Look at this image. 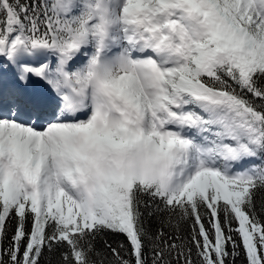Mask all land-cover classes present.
<instances>
[{
    "label": "snow or ice",
    "instance_id": "1",
    "mask_svg": "<svg viewBox=\"0 0 264 264\" xmlns=\"http://www.w3.org/2000/svg\"><path fill=\"white\" fill-rule=\"evenodd\" d=\"M54 256L264 264V0H0V264Z\"/></svg>",
    "mask_w": 264,
    "mask_h": 264
},
{
    "label": "trees",
    "instance_id": "2",
    "mask_svg": "<svg viewBox=\"0 0 264 264\" xmlns=\"http://www.w3.org/2000/svg\"><path fill=\"white\" fill-rule=\"evenodd\" d=\"M102 239L108 240L109 242H111L113 244V246H116L118 243L125 242L124 238L122 236H113V235H110V234L105 236V237H103ZM97 246L98 247H102V240L98 243ZM51 259H52V264H58L56 256L52 257Z\"/></svg>",
    "mask_w": 264,
    "mask_h": 264
}]
</instances>
